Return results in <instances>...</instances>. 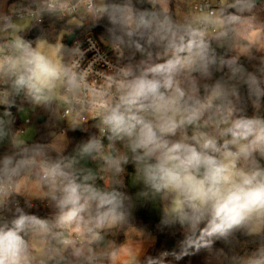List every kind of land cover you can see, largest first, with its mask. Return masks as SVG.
Masks as SVG:
<instances>
[{
	"label": "clouds",
	"instance_id": "1",
	"mask_svg": "<svg viewBox=\"0 0 264 264\" xmlns=\"http://www.w3.org/2000/svg\"><path fill=\"white\" fill-rule=\"evenodd\" d=\"M171 3L32 0L34 6L25 10L37 23L80 11L93 24L106 18L118 57L126 50L144 57L102 73L91 64L81 68L79 48L62 42L71 28L54 42L30 41L10 15L0 13V32L8 34L0 43V142L10 147L0 156V264H84L66 240L68 230L82 226L100 244L107 226L128 222L134 206L123 191L129 164L133 184L142 185L137 198L158 203L161 226H179L183 234L179 251L136 264H170L169 256L180 261L202 250L222 264L225 253L214 245L232 244L237 233L261 243L254 252L234 256L232 264H264V53L257 57L248 46L230 57L217 54L231 27L256 9V0L204 4L198 15L188 13L183 20ZM242 56L259 60L256 71L241 63ZM214 72L223 76L213 80ZM241 86L255 110L251 116L237 106ZM17 97L54 114L92 111L98 134L73 155L61 149L53 157L47 144L17 138L10 110ZM89 161H99V167ZM98 169L113 180L98 185ZM26 181L43 190L41 199L54 209L51 218L27 211L30 200L21 207L11 199L25 193Z\"/></svg>",
	"mask_w": 264,
	"mask_h": 264
},
{
	"label": "trees",
	"instance_id": "2",
	"mask_svg": "<svg viewBox=\"0 0 264 264\" xmlns=\"http://www.w3.org/2000/svg\"><path fill=\"white\" fill-rule=\"evenodd\" d=\"M68 1L78 2L79 0ZM11 2L29 3L32 2V0H11ZM137 7L146 8L150 6L147 4H137ZM170 7L172 8L174 15L177 17L174 7L171 4ZM229 11L234 12L235 10L229 9ZM48 25L54 26V31L49 33L47 36L49 40L56 37L62 29L67 27L71 28V32L76 35L92 34L99 40L110 44V37L107 31L110 25L106 18L96 24L92 23L77 27L76 24H69L68 18L60 20L55 17L50 18L46 16L45 22L41 25L42 30ZM30 30L24 36L27 40ZM256 30L264 32V1L261 4L256 3V9H254L253 13L244 15L238 24L231 27L228 38L223 42V46L217 48V54L225 57L237 54L240 47L249 45L248 37L251 32ZM65 46L68 47L67 45ZM254 50L257 52V57L260 56L259 53H264V48H254ZM143 58L144 57L140 53H135L133 55L131 52L126 50L124 57L120 58V60L122 64H125L128 62L136 63ZM241 63H243L249 71H256L259 60L249 61L246 57L242 56ZM221 76H223V73L214 72L213 80L219 79ZM240 97L241 98L237 106L243 109L246 115L251 116L255 110L252 106L251 100L249 99L246 86H241ZM262 105H264V100H262ZM30 106L31 105L28 102L24 101L20 97H17L16 105L10 109L14 117V122L12 124L14 132L22 130V122L18 116L19 111L24 107ZM3 110V106H0V112ZM260 114L264 115V107L261 108ZM94 124L96 123L84 125V128L87 130H84V128L68 129L67 138L69 140V145L64 150V155H73L79 144L86 141L91 135L98 134V129L93 127ZM24 125H34L36 129V136L34 140L29 143L47 144L49 146L50 154L55 157L56 152L53 151L50 146L54 134L59 133V130L62 128V124L58 121L57 115L43 108H39L38 112L32 116L30 122L28 124L24 123ZM8 151H10L8 143L6 141L0 142V156L4 155ZM99 164V161L88 162V166L93 168H98ZM126 172L127 174L124 177L125 187L123 191L132 197L134 205L131 209L129 220L122 226H107L103 233L104 240L100 244L94 243L92 237L86 235L87 241L78 245L74 249L79 256L84 258V264H111L113 256L124 243L126 239V232L130 228L145 230L156 239V243L149 249L144 258L146 256L158 257L163 251H179V243L183 239L182 230L179 226L173 228H164L161 226L160 221L162 218V210L160 205L151 201L138 199L137 193L142 189V185L133 184L132 174L134 173V168L131 164L126 166ZM98 175L103 179L97 181L100 186H103L104 182L107 185L113 180V177L104 172L102 169H98ZM117 179H123V177L121 176ZM26 210L42 219H49L54 215V209L48 207L47 202L42 200H37L33 207ZM77 227L85 231L84 227ZM260 243L261 241L259 238L249 237L237 233L236 240L232 244H225L222 241H217L214 248L223 249L225 257L221 258L222 264H232V258L234 256L239 257L254 252L257 250ZM170 260L173 264H218V261L204 250L195 255L186 256L180 261H176L170 256Z\"/></svg>",
	"mask_w": 264,
	"mask_h": 264
},
{
	"label": "rangeland",
	"instance_id": "3",
	"mask_svg": "<svg viewBox=\"0 0 264 264\" xmlns=\"http://www.w3.org/2000/svg\"><path fill=\"white\" fill-rule=\"evenodd\" d=\"M9 0H0V9H3L7 6ZM200 0H172L171 5L174 7L178 20H183L186 17V11L192 13L193 15H198L194 10V5ZM214 4L217 5L218 2L222 4L226 3L227 0H212ZM18 25H20L24 31L21 32V35L25 36L26 33L32 29L33 21L30 18L24 17L20 19H14ZM70 23H76V19H71ZM63 30V29H62ZM61 30V31H62ZM54 31V26L48 25L45 29L42 30V33L39 38H46L49 42H54L57 38L48 39V34ZM60 31V32H61ZM59 32V33H60ZM0 36L8 38V34L0 32ZM38 38V39H39ZM37 40V39H36ZM35 40V41H36ZM66 45V35L63 37L62 41ZM249 45L253 48H264V32L256 30L251 32L248 37ZM248 46H242L238 49V53L247 50ZM237 53V54H238ZM39 107L33 108L24 107L22 108L18 116L22 122V130L17 131V138L20 140L31 142L36 136V129L34 125L26 126L24 123L27 120H31L32 116L38 112ZM68 134V133H67ZM69 145V140L67 135H62L55 133L51 143V149L56 152L61 149H66ZM22 191L25 193L21 194L23 197L28 198L29 200H41L44 197L45 193L41 190L35 183L26 181L22 185ZM112 226V225H110ZM156 239L154 236L147 233L145 230L138 228H130L126 232V239L121 247L118 249L117 253L113 256L111 264H136L137 261H142L149 249L154 246ZM39 244L36 245V251H39Z\"/></svg>",
	"mask_w": 264,
	"mask_h": 264
},
{
	"label": "built area",
	"instance_id": "4",
	"mask_svg": "<svg viewBox=\"0 0 264 264\" xmlns=\"http://www.w3.org/2000/svg\"><path fill=\"white\" fill-rule=\"evenodd\" d=\"M65 2L68 3L69 5H77L79 3V1L72 2L68 0H65ZM204 4L217 6L221 3L218 2L216 5L212 2V0H200L194 5V10L198 13L197 10ZM30 6H34L32 5V2L21 3V2H11V0H9L7 6L3 9H0V13L10 15L13 20L24 17L30 18L25 10ZM65 18H68L69 24H77V23H80L82 25L92 24L91 22L87 21L82 11L78 13H67L66 15L58 19L63 20ZM71 19H76L77 22L70 23L69 21ZM45 20H46V16L43 18L41 23H37L36 21L32 20L33 28L36 26L41 27V25L45 22ZM41 33H42V27H41ZM70 34H74V33L71 32ZM70 34H67V36ZM74 35L75 37L69 47L79 48L80 52L83 54L81 57H79L81 68H86L91 64L95 73H102V72H110L112 70V67L118 64L122 65L120 57H118L117 53L111 47V44L99 40L92 34H77V35L74 34ZM6 40H7L6 37L0 36V43H4ZM56 115L58 121L62 124V128L59 130V134L62 135H67L68 129H71V127L69 126H75L77 124L84 126L90 123H97V121L94 120V113L92 111H89L81 115L76 112H72V111L62 112L61 110V112ZM29 122L30 120H27L25 123L28 124ZM11 199L17 201L21 207H25L26 201L29 200L28 198L23 197L21 194H13ZM36 201L37 200H30L33 206L36 204ZM66 240L71 244L72 248L75 249L78 245L87 241V237L85 231H83L81 228L76 226V227H71L68 230ZM166 260L170 262V264H173L172 261L170 260V256L167 257Z\"/></svg>",
	"mask_w": 264,
	"mask_h": 264
},
{
	"label": "water",
	"instance_id": "5",
	"mask_svg": "<svg viewBox=\"0 0 264 264\" xmlns=\"http://www.w3.org/2000/svg\"><path fill=\"white\" fill-rule=\"evenodd\" d=\"M264 0H256L257 4H261ZM41 35V27L36 26L34 28H32L29 32L28 35V40L30 41H35L36 39H38ZM75 35L74 34H70L67 36L66 38V45L69 47L74 39Z\"/></svg>",
	"mask_w": 264,
	"mask_h": 264
},
{
	"label": "crops",
	"instance_id": "6",
	"mask_svg": "<svg viewBox=\"0 0 264 264\" xmlns=\"http://www.w3.org/2000/svg\"><path fill=\"white\" fill-rule=\"evenodd\" d=\"M189 12L186 11V14H188Z\"/></svg>",
	"mask_w": 264,
	"mask_h": 264
}]
</instances>
